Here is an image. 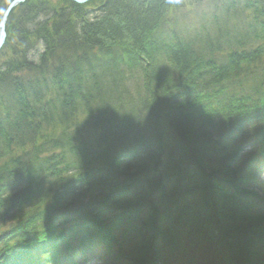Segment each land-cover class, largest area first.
<instances>
[{"label":"trees","instance_id":"trees-1","mask_svg":"<svg viewBox=\"0 0 264 264\" xmlns=\"http://www.w3.org/2000/svg\"><path fill=\"white\" fill-rule=\"evenodd\" d=\"M263 174L264 0L10 14L0 264H264Z\"/></svg>","mask_w":264,"mask_h":264},{"label":"water","instance_id":"water-1","mask_svg":"<svg viewBox=\"0 0 264 264\" xmlns=\"http://www.w3.org/2000/svg\"><path fill=\"white\" fill-rule=\"evenodd\" d=\"M26 0H12L8 6L6 7L1 19H0V50L3 48L6 39H7V21L8 18L11 14V12H13V10L19 6L20 4L24 3ZM77 3H87L91 0H73Z\"/></svg>","mask_w":264,"mask_h":264},{"label":"rangeland","instance_id":"rangeland-1","mask_svg":"<svg viewBox=\"0 0 264 264\" xmlns=\"http://www.w3.org/2000/svg\"><path fill=\"white\" fill-rule=\"evenodd\" d=\"M11 1H12V0H11ZM25 2H26V1H25ZM17 7H18V6H17ZM17 7H16V8H17ZM16 8H15V9H16ZM15 9H14V10H15ZM14 10H13V11H14ZM11 13H12V12H11ZM189 28H190V27H189ZM262 176L264 177V174H263ZM203 264H205V263L203 262Z\"/></svg>","mask_w":264,"mask_h":264}]
</instances>
